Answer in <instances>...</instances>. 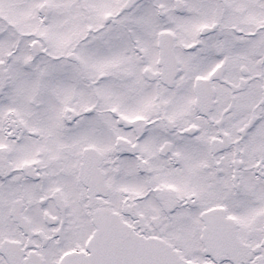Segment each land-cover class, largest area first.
Wrapping results in <instances>:
<instances>
[{
	"label": "snow or ice",
	"instance_id": "1",
	"mask_svg": "<svg viewBox=\"0 0 264 264\" xmlns=\"http://www.w3.org/2000/svg\"><path fill=\"white\" fill-rule=\"evenodd\" d=\"M0 264H264V0H0Z\"/></svg>",
	"mask_w": 264,
	"mask_h": 264
}]
</instances>
